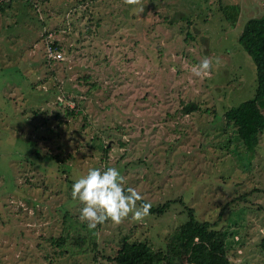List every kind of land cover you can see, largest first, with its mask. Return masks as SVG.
I'll use <instances>...</instances> for the list:
<instances>
[{
	"label": "rangeland",
	"instance_id": "374dc122",
	"mask_svg": "<svg viewBox=\"0 0 264 264\" xmlns=\"http://www.w3.org/2000/svg\"><path fill=\"white\" fill-rule=\"evenodd\" d=\"M263 14L264 0H12L0 10V264H111L121 236L157 249L177 228L186 247L187 207L217 222L230 264H264V131L247 150L223 117L254 94L238 37ZM48 38L63 61H46ZM204 57L221 65L196 77ZM189 102L200 110L186 112ZM107 167L152 207L177 201L98 225L95 260L70 251L87 225L71 189ZM59 235L65 244L52 242Z\"/></svg>",
	"mask_w": 264,
	"mask_h": 264
},
{
	"label": "trees",
	"instance_id": "16d2710c",
	"mask_svg": "<svg viewBox=\"0 0 264 264\" xmlns=\"http://www.w3.org/2000/svg\"><path fill=\"white\" fill-rule=\"evenodd\" d=\"M11 1L6 3V0H0V10L4 11ZM238 41L254 62L256 86L251 98L225 110L223 117L235 127L247 150H251L258 144L259 136L264 131V14L246 21ZM53 46H57L54 41ZM66 110L67 113L73 114L69 107H66ZM184 110L191 112L200 109L196 104L189 102L185 104ZM55 116L59 117V114L55 113ZM176 201L177 199L170 200L157 207H151L149 214L161 215ZM186 211L188 219L185 223L189 230L195 232L193 236H189L188 246L184 247L185 235L181 233L180 228L173 230L166 238L164 246L157 249H153L148 241L131 240L128 235H123L117 252L106 256L105 259L111 264H181L182 261H185V264H230L225 256L227 249L222 241L216 238L217 222H200L191 208L187 207ZM65 222L66 220L63 224ZM80 228L85 230L83 238L71 241L70 251L79 248L82 253L94 255L95 260L102 257L96 249L95 230L88 235L91 231L86 224H82ZM65 241L66 237L63 235L52 240L55 245L65 244ZM256 246L264 252V236L258 240Z\"/></svg>",
	"mask_w": 264,
	"mask_h": 264
},
{
	"label": "clouds",
	"instance_id": "9594fccd",
	"mask_svg": "<svg viewBox=\"0 0 264 264\" xmlns=\"http://www.w3.org/2000/svg\"><path fill=\"white\" fill-rule=\"evenodd\" d=\"M125 5H138L140 0H123ZM139 11L142 13L143 8ZM50 52V58L62 59L59 52ZM219 67V57H204L199 64L192 66L191 72L196 77L209 76L213 64ZM126 179L115 167L106 170L89 169L85 176L77 179L71 189L72 200H78L83 207L80 209L79 220L87 223L89 230L108 221L120 224L125 219L143 221L150 213L151 203L144 202L142 194L133 187L125 188ZM139 202V203H138Z\"/></svg>",
	"mask_w": 264,
	"mask_h": 264
},
{
	"label": "built area",
	"instance_id": "2783aa9c",
	"mask_svg": "<svg viewBox=\"0 0 264 264\" xmlns=\"http://www.w3.org/2000/svg\"><path fill=\"white\" fill-rule=\"evenodd\" d=\"M48 37H51V34H48ZM49 50H51V52H53V53H55V52L61 53L63 58L62 59L50 58ZM45 53H46L47 62H49V63H51V62H59V61H63L64 60V55H63L61 49L58 46H53L52 38L51 39L48 38L46 40Z\"/></svg>",
	"mask_w": 264,
	"mask_h": 264
}]
</instances>
